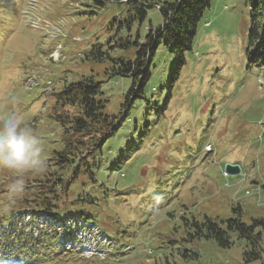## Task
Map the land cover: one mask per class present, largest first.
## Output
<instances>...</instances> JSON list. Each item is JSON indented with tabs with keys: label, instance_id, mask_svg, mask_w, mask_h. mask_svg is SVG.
<instances>
[{
	"label": "rangeland",
	"instance_id": "1",
	"mask_svg": "<svg viewBox=\"0 0 264 264\" xmlns=\"http://www.w3.org/2000/svg\"><path fill=\"white\" fill-rule=\"evenodd\" d=\"M86 1L93 4L90 0H13L9 5L0 0V115L16 113L30 123L43 140L47 159L62 147L56 114L75 115L74 107L55 108V93L92 77L102 82L108 100L105 112L121 115L130 79L107 75L105 55L91 60L87 54L94 45L106 51L123 33L145 34L147 19L125 29L119 0L108 3L104 11L82 5ZM26 9L29 15L23 18ZM249 17L246 0H211L193 46L185 53L178 80L172 89L164 83L159 94L158 84L166 74H155V89L146 90V99L158 108L148 109L145 117L146 108L137 103L131 121L111 142L105 157L116 151L118 142L119 153L126 141L135 144L131 155L116 170L102 169L96 184L81 177L73 185L65 174L64 192L62 186L50 193L47 177L28 176L24 193L10 199L13 174L0 169V264H45L37 257V247L47 241L39 239L38 230L46 223L61 232L65 228L48 210L36 206L54 198L60 210L80 209L91 213L87 219L93 221L96 216L100 235L88 221L82 224L80 219L67 218L65 230L80 243L63 246L61 254L67 258H56L53 264H264V255L262 261L244 262L245 242L235 233H230L226 248L188 235L193 232L192 219H226L238 206L247 224L251 217H264V65L251 62L247 55ZM148 18L153 25L161 21L155 11ZM27 19L38 29L29 26ZM57 44L62 46L61 59L53 62L48 54ZM118 44L109 49L111 57L124 52ZM164 56L172 61L166 53L161 60ZM169 70L168 66L162 71ZM206 145L211 146L210 152L204 151ZM227 164L238 165L240 173L224 177ZM17 213L13 226L20 233L4 234L3 228ZM32 213L39 222H27ZM26 237L32 239L30 247ZM102 243L101 254L88 259ZM82 246L91 249L88 254ZM34 251L36 256L30 253Z\"/></svg>",
	"mask_w": 264,
	"mask_h": 264
},
{
	"label": "trees",
	"instance_id": "2",
	"mask_svg": "<svg viewBox=\"0 0 264 264\" xmlns=\"http://www.w3.org/2000/svg\"><path fill=\"white\" fill-rule=\"evenodd\" d=\"M90 1L100 10L105 8L109 0ZM119 2L123 4L122 20L123 25L126 24L124 27L127 31L136 24L134 22L141 25L147 19L144 36L140 37L139 33L134 36L123 33L117 37L118 40L114 41V45H108L106 51H102L99 45H94L87 55L91 60L105 55V60L108 63L107 75L130 79V86L123 94L120 105L121 115H110L105 112L108 100L102 91V82H97L92 77H83L55 94V108L74 107L75 115L71 118L60 114L55 116V120L62 128V147L47 159L48 170L44 176L50 182V193L54 188L59 189L62 186L64 192L65 184L63 185L62 180L65 174L70 175L73 185L81 177L96 184L99 181L98 173L102 169L116 170L125 161V158L131 155L135 144H127L129 141H126L124 148L119 153L118 150L122 145L120 146L118 142L116 151L110 152L105 157L111 142L119 137L123 127L131 121L134 114L131 117L130 115L133 111L136 112L137 103L140 105L142 102L143 107L146 108L145 117L148 115V109L158 108L156 102L152 104L146 99V90L155 89L152 83L155 74L158 77L166 74V80L164 79L163 83L158 84L159 94L163 93L164 83L169 89H172L185 64V53L190 51L193 46L199 22L204 11L209 8L211 0H119ZM89 5L91 6V4ZM246 5L250 9L247 55L251 62L259 63L261 61L260 64L264 65V0H246ZM156 6H158V10L155 11ZM150 11L159 14L160 23L152 24L151 19L148 18ZM87 13H93V11L88 10ZM120 32L118 31V33ZM119 42L122 43L121 47L124 52L122 55L120 53L111 57L109 49L120 45ZM164 53L170 56L172 61L167 62L165 56L161 60ZM171 64L173 65L171 66ZM168 66L170 70L163 72L162 70ZM121 116L123 117L120 118ZM148 125L149 122H146L145 126ZM80 151H84V154ZM112 155H116V157L108 163L109 160L107 162L106 159ZM80 200V203L83 200V204L89 206L85 198H80ZM54 201L55 198L52 203L51 200H48L46 204L36 207L48 210L47 214L62 222L67 217L79 218L82 216L87 219L88 216H92L91 213L76 208L60 210ZM232 211L231 217L218 221L206 216L201 221L192 219L190 225L193 226V232L188 234L189 237L211 240L219 247L226 248L231 244L230 233H235L240 240L245 242L244 262L262 261L264 217L251 218L250 223L247 224L243 221L241 209L233 208ZM27 222L33 224L39 222L38 215L30 214ZM13 225L14 222L11 221L6 226L7 228H3L4 234H9V230H14V233L17 234L18 232L15 231L17 227ZM38 233H40L39 239L46 240L47 244L42 242L41 245H38L37 254L40 256L35 254V251L30 252L31 254L40 257L42 261H45V264H53L57 259L67 258L66 255L61 254L64 244L61 240L67 233L65 229L61 232L46 223L41 226ZM66 239L69 238L66 237ZM26 240H29L27 245L31 246L32 239L26 237L24 241ZM71 242L78 243L73 238ZM11 243L15 246L16 242Z\"/></svg>",
	"mask_w": 264,
	"mask_h": 264
},
{
	"label": "clouds",
	"instance_id": "3",
	"mask_svg": "<svg viewBox=\"0 0 264 264\" xmlns=\"http://www.w3.org/2000/svg\"><path fill=\"white\" fill-rule=\"evenodd\" d=\"M0 169L13 174L10 199L24 193L26 177L43 176L48 170L42 138L16 113L0 115Z\"/></svg>",
	"mask_w": 264,
	"mask_h": 264
},
{
	"label": "water",
	"instance_id": "4",
	"mask_svg": "<svg viewBox=\"0 0 264 264\" xmlns=\"http://www.w3.org/2000/svg\"><path fill=\"white\" fill-rule=\"evenodd\" d=\"M224 170L228 175H238L240 173V169L237 165L227 164Z\"/></svg>",
	"mask_w": 264,
	"mask_h": 264
}]
</instances>
